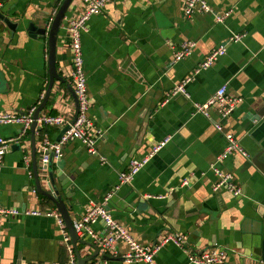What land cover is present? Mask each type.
Segmentation results:
<instances>
[{"label":"crops","instance_id":"obj_1","mask_svg":"<svg viewBox=\"0 0 264 264\" xmlns=\"http://www.w3.org/2000/svg\"><path fill=\"white\" fill-rule=\"evenodd\" d=\"M204 1L209 13L185 16L186 0H112L80 34L89 116L101 136L96 155L80 141L62 146L63 172L70 179L64 187L67 196L64 189L60 195L69 204L73 223L92 204L111 196L106 210L139 244L153 247L170 233L187 237V252L164 244L154 254L156 264H190L189 255L214 247L233 252L224 264H240L243 256H255L239 248V237L258 232L264 239V169L257 161L264 158V0ZM57 7V0H0V13L13 25L10 30L0 21L1 114H27L41 103L48 82L47 41L27 29L50 22ZM84 9L82 0L72 2L58 32L56 68L64 82H54L42 116L68 121L76 116L68 23ZM225 14L221 22L216 20ZM235 34L243 35L240 42H228ZM188 41L194 43L191 54L172 62ZM220 45H225V54L195 72ZM186 78V96H171ZM222 86L228 98L239 100L230 116L223 120L216 108L208 117L195 113L193 105L203 104ZM218 122L221 133L214 128ZM37 125L35 156L46 190L40 146L43 138L58 142L66 126ZM20 134L17 124L0 125V137L14 139L0 172V206L18 212L1 216L0 264H74L65 226L51 217L24 214L58 211L34 190L29 128L19 139ZM226 134L239 141L248 159L233 155L218 161ZM165 138L169 141L133 180L120 184L118 176L129 162ZM213 168L231 173L241 195L232 196L224 187L215 190ZM93 231L105 236L104 223H96ZM77 250L82 258L93 253L84 245ZM126 251L123 243L106 252L99 248L87 264H146L126 263Z\"/></svg>","mask_w":264,"mask_h":264},{"label":"built area","instance_id":"obj_2","mask_svg":"<svg viewBox=\"0 0 264 264\" xmlns=\"http://www.w3.org/2000/svg\"><path fill=\"white\" fill-rule=\"evenodd\" d=\"M112 0H82L84 5V12L79 19L69 21L68 30L70 31V47L72 52L71 68L69 78L73 86L74 96L77 104V113L72 121L64 120L59 116H42L37 120V123L43 126H58L64 125L68 129L58 142H50L46 138H43L40 146V161L45 165L48 162L49 153H52L56 159L62 157V146L69 141H80L87 152L91 155H96V142L101 136V131L96 128L93 120L89 116V96L86 88V76L83 71V60L81 52V40L80 34L85 30L88 20L95 15H99L103 12L105 6ZM210 12L209 6L204 0H186L184 14L185 16H193L195 14H207ZM226 14L221 17H217L216 20L221 22ZM243 35L235 34L228 40L230 43H238L242 39ZM194 48L193 42H183L180 45V49L174 54L173 61L177 62L188 57ZM225 54V45L217 46L212 49L205 59L199 64L195 72L204 70L211 66L219 57ZM190 81L186 78L176 86L171 96L180 94L186 96L185 85ZM239 102L237 99L228 98L226 95V88L222 86L219 88L206 102L203 104H194L193 108L195 113L201 114L204 117H208V112L211 108H216L220 117L224 120L227 119L235 109L236 104ZM34 110H30L27 114H9L0 113V125L5 124H17L21 126L20 137H23L30 124L32 123V114ZM214 128L217 132H222L221 123H216ZM226 146L222 154L218 157V161H221L227 157L233 155H240L245 159H248V154L242 148L239 141L236 140L231 134L225 135ZM14 139L4 140L0 137V172L3 166V159L8 150V147L13 143ZM169 141V138H165L160 143L151 148L147 154L141 158L131 160L126 170L119 174L118 179L120 184H129L134 176L142 169L149 160L157 154L162 147ZM103 161L102 158H100ZM213 172L217 178L215 190L220 187L226 188V190L232 194V196H240L241 191L234 181V177L231 173L222 172L213 168ZM111 196L104 198L101 204H92L85 210L84 214L73 223V228L77 235L84 236L92 240V242L106 252L113 247L116 243H123L127 247V251L122 255V259L126 263H138L143 262L146 264H156L154 262V254L167 243H172L178 248H181L185 252L189 250L187 237L180 233H170L159 244L153 247H147L139 244L132 235L122 226H120L106 210V204L110 200ZM7 214H18L16 211H5L0 206V219L1 216ZM25 215L51 217L56 220L61 227L64 225L63 221L56 211L49 212H25ZM102 221L105 227V236L97 237L93 231V226ZM1 229V222H0ZM64 240L67 242V238ZM69 252L72 256L73 263V251L69 247ZM226 250L220 247H214L208 250L206 253L202 252L200 255H189L188 262L190 264H224L227 260Z\"/></svg>","mask_w":264,"mask_h":264},{"label":"water","instance_id":"obj_3","mask_svg":"<svg viewBox=\"0 0 264 264\" xmlns=\"http://www.w3.org/2000/svg\"><path fill=\"white\" fill-rule=\"evenodd\" d=\"M75 0H57L58 7L51 18L50 22L45 23L43 26L37 28L34 27L33 24H30L28 31L34 30L35 31V38H45L47 41V74H48V82L46 86V90L43 96V99L39 106L34 110L32 114V123L29 126L30 131V140L32 145V174H33V183H34V190L36 194L46 198L49 200L58 211L63 224L68 232L72 249L75 254L76 261L74 264H87L91 259H94L99 254V248L92 242H88L86 240H81L79 235L76 234L74 228H73V222L71 217L68 213L69 204L63 201L60 190L64 189L65 194L67 196V188H64L67 185V182L69 181V177L64 174L63 169L65 166V160L60 157L56 159L52 153H49L48 162L42 166V170L46 173L45 175V182H46V190L42 187V184L40 182V176L38 174V164L37 159L35 156L36 147L34 145V132L40 131V127L37 125V120L42 117L41 111L46 106V103L49 99L51 89L53 87V84L55 81L57 82H64L63 78L60 77L57 73L56 68V42H57V36L58 32L60 30V27L64 21V17L66 15V12L68 8L71 6V3ZM0 21L11 30L13 28V25L10 24L9 20L7 19V16H4L0 13ZM2 78V68L0 67V84ZM76 101V99H75ZM259 116L261 113L258 114ZM67 127L64 128L61 131L60 136L57 138V141L60 140V138L64 135V133L67 131ZM56 159L55 166L58 168V172L55 174L52 171L53 168V159ZM257 161L262 165V169H264V158L257 157ZM57 178V183L55 182V179ZM175 199V197H174ZM261 220L264 222V215L261 217ZM260 231V230H258ZM256 232V234H249L245 239H240V249L246 250L248 254L251 256H255V258H251L248 256H243L240 260V264H264V239ZM236 234H234L235 238ZM77 245H84L86 247H89L93 250V253L89 255L88 257L82 258L77 250ZM227 256L233 255V252L230 250H226ZM107 256H103L102 260H109Z\"/></svg>","mask_w":264,"mask_h":264}]
</instances>
